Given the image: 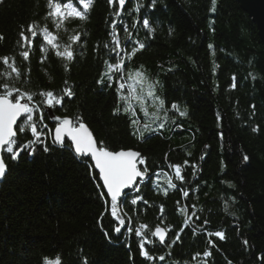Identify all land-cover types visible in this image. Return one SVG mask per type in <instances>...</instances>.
<instances>
[{
  "label": "trees",
  "instance_id": "16d2710c",
  "mask_svg": "<svg viewBox=\"0 0 264 264\" xmlns=\"http://www.w3.org/2000/svg\"><path fill=\"white\" fill-rule=\"evenodd\" d=\"M76 6L84 19L48 15L49 0H0V96L35 105L15 127L19 156L3 152L0 264H264V44L241 1ZM66 49L72 60L56 54ZM133 81L147 115L134 100L135 116L124 112ZM48 91L61 103L49 106ZM46 108L86 124L99 146L140 153L146 177L117 200L118 216L90 158L53 143Z\"/></svg>",
  "mask_w": 264,
  "mask_h": 264
},
{
  "label": "snow or ice",
  "instance_id": "6c2138e0",
  "mask_svg": "<svg viewBox=\"0 0 264 264\" xmlns=\"http://www.w3.org/2000/svg\"><path fill=\"white\" fill-rule=\"evenodd\" d=\"M155 0H153V4ZM49 4L52 6V11L48 13V15L53 17H63L73 16L80 19L85 18V12L79 10L76 6L82 5L85 11L89 8V0H57V2L53 3V0H49ZM119 4L121 8L125 4V0H119ZM215 7V0H213V9ZM117 16L120 15L119 12L116 13ZM150 24L149 19H143V25L148 27ZM34 25L28 26V32L31 34V37H36L37 32L33 30ZM20 38L24 41H29V37L25 36L24 31L20 32ZM43 39L47 41L52 48H58V45L54 43L56 37L52 35L47 29L44 31ZM73 39H77V37H73ZM119 46V45H118ZM145 45L143 43L139 44V48H144ZM211 47V46H210ZM116 51V49H113ZM136 49L133 48L132 52L135 53ZM58 56L66 57L68 60H72L73 52L69 50L65 51H57ZM29 53L25 51L23 56L27 58ZM123 63V58L119 64L110 65L111 69H115L116 71H120L121 65ZM138 77L143 78L142 73H137ZM111 79V77H109ZM123 79V77H121ZM135 83L133 81L132 84L129 85V95L125 96L121 93V99L125 101L124 112H131L133 116H135V109L133 107L132 101H136L139 104L142 111H144L145 115H147V109L145 107V96L143 93L137 94L135 92ZM141 88H143V82H141ZM125 88V83H120L119 88L117 89L120 92L121 89ZM5 89H7V85H5ZM68 96H72L73 93L71 91L65 90ZM8 95L0 96V146H6L7 153L11 154L12 159H16L20 149H15L14 146L17 144L16 140V131L13 129V125L17 123V117L21 116V113H27V119L24 121L23 125L19 126V131H25V125H30L32 123L33 117L31 113L34 111V107H30L28 103H21L19 99H16L15 103L11 99H9ZM147 97L153 99L154 101H158L159 106L162 108L164 105V100L160 99L158 96L154 94V86L149 84L148 91L146 93ZM47 99V104L52 106L53 104H60L61 100L53 96L51 91L45 93ZM32 96H28V100H32ZM173 109L177 108L176 104H172ZM116 111H119L117 109ZM185 113H181L184 115ZM55 120H59L60 117H53ZM137 123L136 119L132 120V124L135 125ZM163 127V125H160ZM147 127V126H145ZM31 131L33 133L37 132L35 126L31 127ZM68 137L71 141L70 147H74V152L78 156H90L92 161H94V166L99 170V177L103 181V186L107 189V194L111 197V206H112V216H118L116 211L117 208V200L118 197L121 196L122 190L130 188L138 177H143L144 172L140 171L137 167V157H139V153L132 150H109L107 147L101 145L97 146L95 139L93 138L92 133L87 129L85 124L79 123V126H76L70 122L68 118H64L62 123L58 124L55 127V137L53 139L54 144H64L63 137ZM31 142L28 144L21 145L22 148L29 147ZM47 147H45V151H47ZM247 160V157H244ZM139 163H143V161H139ZM6 170V164L2 156H0V176H3ZM176 175L180 176V168L176 167ZM184 195L187 196L188 193L184 192ZM132 204H136V199L131 200ZM120 224H124V220H120ZM116 232H120V228L117 227L115 229ZM139 230H137V235H139ZM155 235L159 236L160 240H164V232L157 228ZM215 235L217 237H223L222 232H216ZM141 248L144 247V244L141 243ZM147 256V253H144ZM208 255V253H205ZM163 259V257H161ZM45 264H60L59 257L55 259V261L48 260L45 258Z\"/></svg>",
  "mask_w": 264,
  "mask_h": 264
},
{
  "label": "water",
  "instance_id": "95a60500",
  "mask_svg": "<svg viewBox=\"0 0 264 264\" xmlns=\"http://www.w3.org/2000/svg\"><path fill=\"white\" fill-rule=\"evenodd\" d=\"M240 1H241V3H242L243 8L247 11V13H248V14L252 17V19L255 21V23H256V25H257V27H258L259 36H260V38H261V40H262V42H263V44H264V0H240ZM123 7H124V6H123ZM123 7L121 8V6H120V4H119V8H120V10H122ZM20 101H21V103H27L25 100H20ZM13 103H15V102L13 101ZM46 111L49 113V119H50V122L55 124L54 129H53V133H52V135H53V139H54V137H55V127H56L58 124L62 123V121H63L64 118H68V119L70 120V122L73 124V120H72L70 117H67V116H56V115H54V114H52V113L50 112L49 108H46ZM25 114H26V113H21V116L17 117V123L13 125V129H14V131H15V127H16V125L18 124V122L22 119V117H23ZM53 117H60V119H59V120H55V119H53ZM83 124H84V123H83ZM78 126H79V125H78ZM85 126H86L87 129L92 133V131L90 130V128H89L86 124H85ZM92 135H93V138L95 139V141H96V143H97V146L99 147V144H98V142H97V140H96V137L94 136L93 133H92ZM63 140H64V141H68V142L71 144V141H70V139H69L68 137H66V136L63 137ZM4 147H5V146H0V156H2V157H3V152H4L3 149H4ZM72 148H73V150H74V147H72ZM127 150L136 151V150H133V149H126L125 151H127ZM136 152H138V151H136ZM138 153H139V152H138ZM139 154H140V153H139ZM17 156H19V153H18ZM85 157L90 158V160L92 161V159H91L90 156H85ZM139 158H140V155H139V157H137V160H139ZM92 163H93V166H94V161H92ZM137 167H138V163H137ZM6 169H7V166H6ZM94 169H95V171H96V172L98 173V175H99V170L96 169L95 166H94ZM138 169H139V167H138ZM139 170H140V169H139ZM140 171H141V170H140ZM5 174H6V170H5L4 174H3V176H0V184H1L2 181H3V178H4ZM145 177H146V174H144L143 177H138L137 180L134 182V184H135L138 180L144 179ZM99 178H100V177H99ZM100 181H101L102 186H103V181H102L101 179H100ZM134 184H133L130 188L122 190V194H121L120 197H118V199L121 198V197H123V195H124L129 189H131V188L134 186ZM103 189H104L105 193L107 194V189H106L104 186H103ZM107 196L111 199V197H110L109 194H107ZM158 228L161 229V230L164 232V240L161 241L160 238H159V236L155 235L156 230H155V232H154V235H155L156 238L159 240V242L163 244V243H165V241H166V239H167V232L165 231V229H164L163 227H158Z\"/></svg>",
  "mask_w": 264,
  "mask_h": 264
},
{
  "label": "rangeland",
  "instance_id": "374dc122",
  "mask_svg": "<svg viewBox=\"0 0 264 264\" xmlns=\"http://www.w3.org/2000/svg\"><path fill=\"white\" fill-rule=\"evenodd\" d=\"M6 150V149H5Z\"/></svg>",
  "mask_w": 264,
  "mask_h": 264
}]
</instances>
